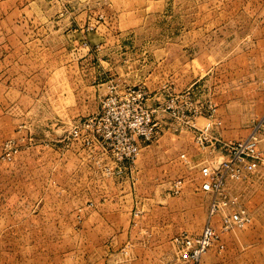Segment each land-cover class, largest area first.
Segmentation results:
<instances>
[{
  "label": "rangeland",
  "instance_id": "374dc122",
  "mask_svg": "<svg viewBox=\"0 0 264 264\" xmlns=\"http://www.w3.org/2000/svg\"><path fill=\"white\" fill-rule=\"evenodd\" d=\"M0 12V264H176L173 237L196 236L208 221L202 171L224 159L197 129L215 133L221 108L236 117L235 133L259 127L264 155V0H9ZM89 24L83 56L65 29ZM113 86L161 95L159 107L147 102L160 136L120 178L57 142ZM173 95L187 98L183 109L211 100L221 124H173L163 112ZM10 142L18 152L8 160ZM228 190L252 222L222 233L225 249L203 262L264 264V166Z\"/></svg>",
  "mask_w": 264,
  "mask_h": 264
},
{
  "label": "built area",
  "instance_id": "2783aa9c",
  "mask_svg": "<svg viewBox=\"0 0 264 264\" xmlns=\"http://www.w3.org/2000/svg\"><path fill=\"white\" fill-rule=\"evenodd\" d=\"M97 20L105 22V17L100 15ZM93 31L91 24L82 29L84 34ZM83 46L90 49L87 40ZM184 98L187 99L173 95L163 108V112L172 117L173 124L194 126L199 117L221 124L216 119L217 106L211 100L195 108L183 109L180 103ZM148 100V93L142 86L123 90L113 86L103 98L100 110L86 120L73 122L57 142L64 143L68 149L76 147L82 153V160L88 161L100 173L123 177L136 163L142 144L156 141L161 133L158 125L161 123L155 116L157 110L147 106ZM209 130L210 127L197 129L199 143L213 153H222L224 159L202 171L201 190L212 198L208 221L196 236L183 232L173 237L176 264H204L203 257L212 247L216 246L220 251L225 249L222 233L242 230L252 222L250 211L238 197L230 194L228 181L241 182L264 166L259 127L247 138L237 141L224 140ZM5 151L6 159L11 160L18 149L10 142ZM182 185L181 180L174 182V192L179 193ZM217 217L220 230L214 222Z\"/></svg>",
  "mask_w": 264,
  "mask_h": 264
},
{
  "label": "crops",
  "instance_id": "0c3cea01",
  "mask_svg": "<svg viewBox=\"0 0 264 264\" xmlns=\"http://www.w3.org/2000/svg\"><path fill=\"white\" fill-rule=\"evenodd\" d=\"M8 1L9 0L1 1L0 7L4 6L5 3ZM3 11L5 12V15H6L7 10L4 9ZM0 13H2V12H0ZM20 13H22V12H20ZM16 28H18L21 32V30H22L21 26H16L15 29ZM65 30L67 31L65 38H66V44L68 45V47L69 48L73 47L74 48L73 51L78 50L80 53H83V56L88 55L89 48H85L83 46V42L87 38L89 43H92V37L94 36V34L93 35L92 34L85 35L82 32V29L81 30H70L69 28H66ZM12 32H13L12 29H9L7 34H11ZM72 38H74V39H72ZM71 54L73 55L74 53L71 52ZM83 56H81V57H83ZM7 89L9 90V87H7V86L3 87V92H4L3 94L4 95H9V92H8V94L6 92ZM151 92H152V94L150 95L151 99L149 100V102L151 103V107L157 108L160 106V103H161V101L159 102V100H161V97H159V96H161V95L159 94V90L156 91V89H154V91H151ZM162 96H164V95H162ZM165 100L166 99L164 96V99L162 101L164 102ZM218 113H219V117L222 121V125H221V127L216 128L215 133L219 134L223 139H229V140L230 139L235 140V139H241V138L248 137V135L250 134V131H251L249 124H243V126L245 128L247 127V129L243 133L237 134V133H235V130H234L235 129L234 127H237L236 117H234L232 115H224L226 113H224L221 108L218 109ZM211 123L212 122L205 117H199L198 121H197V124H211ZM104 216L106 217L105 214H104ZM99 217H103V215L102 216L99 215ZM93 251H94V249L91 250L90 252H93ZM135 259L137 260V258H135Z\"/></svg>",
  "mask_w": 264,
  "mask_h": 264
}]
</instances>
